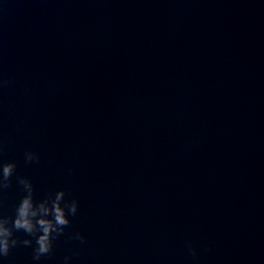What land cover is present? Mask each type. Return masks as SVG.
<instances>
[{"label": "water", "instance_id": "water-1", "mask_svg": "<svg viewBox=\"0 0 264 264\" xmlns=\"http://www.w3.org/2000/svg\"><path fill=\"white\" fill-rule=\"evenodd\" d=\"M9 162L78 207L0 264H264V0H0Z\"/></svg>", "mask_w": 264, "mask_h": 264}, {"label": "clouds", "instance_id": "clouds-1", "mask_svg": "<svg viewBox=\"0 0 264 264\" xmlns=\"http://www.w3.org/2000/svg\"><path fill=\"white\" fill-rule=\"evenodd\" d=\"M25 161L38 162V156L32 152L25 153ZM15 170V163H0V190L11 186ZM17 181L25 195L16 207L14 217L0 216V257H7L13 248L21 245L32 247V239L20 240L15 236V233L23 232L26 236L35 239L33 260L39 261L41 257L52 253L54 240L64 235L65 228L70 224L68 216L76 215L78 205L76 201H66L63 191L55 193L54 198L50 195L43 201L36 202L31 182L19 177ZM73 238L84 242V238L79 233ZM189 252L195 256V251L190 245ZM68 259L65 257V264Z\"/></svg>", "mask_w": 264, "mask_h": 264}]
</instances>
